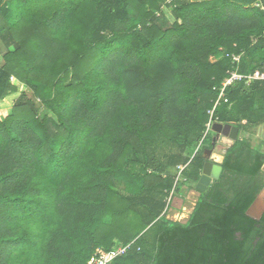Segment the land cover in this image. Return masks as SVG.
Masks as SVG:
<instances>
[{
  "label": "trees",
  "instance_id": "16d2710c",
  "mask_svg": "<svg viewBox=\"0 0 264 264\" xmlns=\"http://www.w3.org/2000/svg\"><path fill=\"white\" fill-rule=\"evenodd\" d=\"M255 1L0 0V99L17 95L0 114V264L128 244L109 264H264V212L246 213L264 187V81L220 96L229 70L264 69ZM210 117L238 139L188 221L170 220Z\"/></svg>",
  "mask_w": 264,
  "mask_h": 264
},
{
  "label": "water",
  "instance_id": "95a60500",
  "mask_svg": "<svg viewBox=\"0 0 264 264\" xmlns=\"http://www.w3.org/2000/svg\"><path fill=\"white\" fill-rule=\"evenodd\" d=\"M214 136L211 140V147H205L202 150L204 163L201 169L200 177L195 185V189L204 192L214 180H217L222 170V161L227 150L232 147L238 139L239 128L232 124H223L214 122L211 127ZM216 144H222L224 148L222 153H215ZM264 212V187L257 194L255 200L247 209L248 216L259 220Z\"/></svg>",
  "mask_w": 264,
  "mask_h": 264
},
{
  "label": "built area",
  "instance_id": "2783aa9c",
  "mask_svg": "<svg viewBox=\"0 0 264 264\" xmlns=\"http://www.w3.org/2000/svg\"><path fill=\"white\" fill-rule=\"evenodd\" d=\"M255 7L259 8L260 10L264 11V0H256L253 4ZM240 55H232V61L237 63L239 62ZM229 75L228 77L223 81L222 87L220 89V96L223 95L225 87L230 84L233 81H238L244 79L246 83H250L251 81H264V69H256L252 73L249 74H242L238 71L237 68L229 70L227 72ZM213 110L210 111V115L212 117ZM210 120L206 125V131L200 142L197 144L196 150L194 153H196L198 150L202 148L203 145V140L207 134L208 131H211V126L213 124V121ZM184 166L180 165L177 167L178 169V174L183 170ZM172 195L167 200V204L170 202V198ZM130 244L128 245H117L114 248L105 251L103 249L97 248L94 252V254L89 258L86 264H109L115 257L123 254Z\"/></svg>",
  "mask_w": 264,
  "mask_h": 264
},
{
  "label": "rangeland",
  "instance_id": "374dc122",
  "mask_svg": "<svg viewBox=\"0 0 264 264\" xmlns=\"http://www.w3.org/2000/svg\"><path fill=\"white\" fill-rule=\"evenodd\" d=\"M166 15H167L168 19L172 22L173 18H172L169 11L166 12ZM16 96L17 95H12V96L6 98L5 100L2 99L0 101V110H1L0 114L1 115H5L8 112H10V109L12 107V102H13L14 98H16ZM257 131L259 132L260 135L264 134L262 129L258 130V128H257ZM210 133L208 135V139H209V136H211ZM260 140H261V144L264 145V143H263L264 141L262 139H260ZM208 142H209V140L206 141V144ZM223 148H224V146L222 144H216V146L214 148V152L217 154L222 153L221 151ZM263 169H264V165H263ZM184 185H186V184H184ZM184 185L177 192H174V194L171 196L170 202L167 204V208H166V212H165L166 217L168 219L174 220V221H180L182 223H186L188 221V218H189V216L193 210V207L195 206V203H196V201L200 195V192L197 191L194 187L188 186V185L186 187ZM118 188L121 189V186L119 185Z\"/></svg>",
  "mask_w": 264,
  "mask_h": 264
},
{
  "label": "crops",
  "instance_id": "0c3cea01",
  "mask_svg": "<svg viewBox=\"0 0 264 264\" xmlns=\"http://www.w3.org/2000/svg\"><path fill=\"white\" fill-rule=\"evenodd\" d=\"M10 97V96H9ZM8 98V97H7ZM6 98H4L3 100H5ZM2 99H0V101H1ZM1 111V110H0ZM259 129H262V131H263V133H264V124L263 125H261V126H259L258 127V130ZM257 136H259L260 137V139H262L263 141H264V134L263 135H260L259 134V132L257 131Z\"/></svg>",
  "mask_w": 264,
  "mask_h": 264
}]
</instances>
